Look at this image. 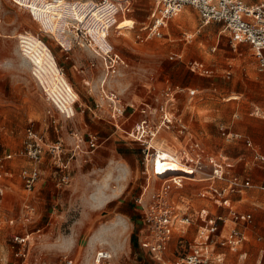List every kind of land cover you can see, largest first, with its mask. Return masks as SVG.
Returning <instances> with one entry per match:
<instances>
[{
	"label": "rangeland",
	"instance_id": "obj_1",
	"mask_svg": "<svg viewBox=\"0 0 264 264\" xmlns=\"http://www.w3.org/2000/svg\"><path fill=\"white\" fill-rule=\"evenodd\" d=\"M93 1L85 0V11L81 12L67 0L53 4L18 0L22 6L13 0H0V149L16 153L12 163L18 172L26 160L18 153L28 125L32 124L47 144L58 139L73 144L75 134L86 139L97 134L99 138L92 159L82 165L75 162L70 182L62 187L56 184L63 172L48 165L40 184L49 189L32 219L20 217L23 189L19 179L11 184L14 192L5 189L0 196V256L11 254L7 248L12 243L8 220L17 218L16 225L22 231L41 228V233L33 234L30 264H61L66 254L89 264L101 248L111 252L112 264H156L143 245V207L138 198L148 186L144 193L147 198L163 180L147 173L140 144L110 124V101L103 89L124 105L149 101L167 85L196 89L192 101L187 92L180 95L179 109L190 111L187 115H193L200 137L216 155H227L242 172L244 159L253 154L243 139L228 141L223 130L250 137L264 151L256 138L260 134L258 123L264 119L250 114L255 106L264 110V73L258 69L250 43L234 46L223 23L204 24L193 6H186L169 21L163 37L138 42L136 29L148 18L153 0H137L131 14H120L109 32L103 33L94 23L105 20L109 0L98 8L92 7ZM134 18L139 22L130 30ZM69 19L80 20L91 36L77 30V24ZM83 42L90 46L83 47ZM111 45L124 63L107 76L104 60L96 51ZM194 60L212 65L214 75L193 71ZM166 136L159 134V144L174 152L179 145L172 138L165 140ZM253 172L255 182H264V169L255 167ZM199 183L196 187L205 182ZM184 184L191 190L196 183L186 180ZM243 195L242 201L233 202L235 214L251 210L256 216L255 208L264 202V191L251 188ZM216 196L213 201L223 197ZM239 198L238 193L233 195V201ZM191 202L198 207L213 203L197 196ZM197 226H188L187 246ZM257 245H247L252 262Z\"/></svg>",
	"mask_w": 264,
	"mask_h": 264
},
{
	"label": "built area",
	"instance_id": "obj_2",
	"mask_svg": "<svg viewBox=\"0 0 264 264\" xmlns=\"http://www.w3.org/2000/svg\"><path fill=\"white\" fill-rule=\"evenodd\" d=\"M22 6L18 0H13ZM35 1V0H33ZM53 4L56 0H47ZM70 4L78 7L81 12L85 11V0H67ZM137 0H109V7L105 9V20L96 19L94 27L109 32L120 14L126 15L134 11ZM107 0L93 1V8L104 5ZM154 4L149 13V20L141 24L137 29L135 21L131 29H136L135 38L138 42H146L152 38H160L165 35L169 21L180 14L186 6H193L197 9L204 24L212 21L223 23L228 31L231 43L234 46L240 43H250L254 49L258 61V69L264 73V1L249 4L246 0H153ZM102 13V12H101ZM70 22L77 24V30H84L88 35V29L82 26L80 20ZM78 22L80 24H78ZM68 29L70 27L68 26ZM69 31V30H68ZM91 36V35H90ZM80 40L82 35L79 36ZM81 42V41H80ZM83 47L90 46L89 43H80ZM102 56L107 68V76L117 72L118 66L124 63L121 56L111 45L108 49L96 51ZM191 68L207 72L203 63L192 62ZM103 94L109 99V110L111 121L116 128L123 127V124L134 116L139 115L136 127L133 131L127 132L126 136L140 144L147 173H157V163L172 166H181L190 170L189 175L169 174L163 180L160 187L151 191L147 198L144 193L138 198V203L143 207V225L145 234L143 245L149 252L156 264H215L223 261L226 254L219 251L218 247H229L237 251L243 244L244 235L236 228L222 234L226 220L221 215H214L207 218L208 227L202 231L199 240L186 245L185 235L178 239L179 254L175 259H170L168 253L170 244L173 241L176 230L181 225V230L189 226L193 217L186 212L182 213L180 202L175 198L173 190L180 188L182 180L186 178L203 177L213 181H227L230 192L252 186L249 179H241L237 175L227 177L229 168L228 158L216 155L208 150L190 132V126L179 109L178 99L184 92L190 97L197 94L196 89H186L180 86L167 85L157 97V105L152 106L150 102H143L139 105L134 103L124 105L106 89ZM165 133V140L172 138L174 144L179 145L173 152L167 150L162 143L159 144L158 136ZM226 134V131H224ZM229 134V133H228ZM226 134V135H228ZM239 137V136H235ZM74 143L66 145L63 140L58 139L45 143L44 136L33 127L26 130V138L22 150L18 153L30 164L21 171V178L25 189L33 190L39 181V163L46 152H48L54 164L63 174L57 182V187H62L70 182L71 162L80 154H88L98 147L97 136L90 135L84 138L75 134ZM247 146L251 147L252 142L246 140ZM167 156H165V154ZM14 153H4L0 150V180L6 175L7 161L14 159ZM255 160L264 163V155L256 153ZM173 183L174 185H171ZM264 189V186H262ZM223 191H219L222 194ZM35 207L29 203L23 206L21 219L24 221L32 219ZM235 221H242L250 224L253 220L251 213L236 214ZM41 233V228L34 232L15 233L12 236V245L16 258L22 260V264L29 263L31 241L33 234ZM89 264H112V254L109 250L99 249L96 251ZM61 264H85L75 260L68 254L64 255ZM240 264H249L245 261Z\"/></svg>",
	"mask_w": 264,
	"mask_h": 264
},
{
	"label": "crops",
	"instance_id": "obj_3",
	"mask_svg": "<svg viewBox=\"0 0 264 264\" xmlns=\"http://www.w3.org/2000/svg\"><path fill=\"white\" fill-rule=\"evenodd\" d=\"M261 1H264V0H258V1L246 0V2L249 4H253V3H257V2H261ZM129 14H131V13H129ZM126 15H124V16H126ZM133 20L135 21V26H136L139 21L137 18H134ZM148 20H149V15H148V18L145 21L140 22V24L146 23V22H148ZM167 29L168 28H166L165 30H167ZM130 30H131V28H130ZM66 58H69V57H66ZM194 62L203 63L205 68L208 69L207 72L200 71L199 69L198 70L192 69L193 71L198 72L199 75L209 76V77L214 75L215 71L212 68V65L210 66V64H207L206 62H204L202 60H194ZM0 68H1V66H0ZM194 97L189 96V98H190L189 100L192 101ZM180 99H181V96L178 99L179 105H181ZM148 102H150L152 106H156L157 105V97L154 96L153 98H150V100ZM74 108H75V106H74ZM189 113H190V111H185L184 108L182 109V115L185 117L186 121L188 122V124L190 126L191 134L197 140H199L208 150H210L211 152L214 153V151L203 141L202 137H200L198 131L195 128V120H193V115H190V116L187 115ZM250 114L255 115V116H260L264 119V110H262L259 106H255ZM139 117H140L139 115L134 116L132 119L125 122L123 124V127L116 128V129H121L122 131H124L125 137H127L126 133L131 132L135 129L136 121L139 119ZM110 119L111 118H109V120ZM110 124L113 125L112 121L110 122ZM258 125H260L259 126L260 134L256 138H257L258 143H260L264 147V120H261L258 123ZM30 126L33 127L35 130H37L32 124L28 125L27 128ZM27 128H26V130H27ZM224 131H226V134H228V133L229 134L228 135L224 134ZM222 134L227 137L228 141H230L231 139H243L245 141V144H246V140H250L252 142V146L251 147L248 146V147L252 149L253 154L251 157H246L244 159V168H243L242 172H238L236 170L235 162H231L230 158L227 155H220V156H223L225 158H228L229 168H227V170H226L228 178H230L232 175H237L242 180L243 179L251 180L252 186L244 187L243 189L230 192L228 190V187H227V181H225V180L212 182L211 180H208V179L203 178V177H194V178L183 179L182 185L180 186V188L173 190V194H174L175 198L179 200L180 206L182 207V210H184V211H182V213L186 212V208H188L187 213L193 217L192 223L198 224L197 229H196V233L192 239V242H194L196 239L197 240L200 239L199 238L200 234H202V231L208 227L207 218L214 216V215H221L226 220L225 226H223V230H222L223 235L226 234L228 232V230H230L234 227H236L244 235L245 239L243 241V244L240 246V248L237 251L231 250L229 247H218V250L223 251L226 254V256H225L223 261L216 262L215 264H240V262H242V261H245L249 264H264V202H262V204H259L257 206V208H255L258 210V212L256 213V216H255V213L251 210L238 212L239 214L251 213L253 216V220L250 224H245L242 221H235L233 219L234 218L233 215L235 213H237L233 209V207H234L233 204L236 202L242 201L243 197H244L243 194H245V192H247V190H250L251 188H259V189L264 191V189L262 188V186H264V182H261V183L255 182V176H254L255 171L253 172V169L255 167L260 168V169H264V163H261V162H258L257 160H255L256 153L264 155V151L259 150V148H257L256 145H254L252 139L250 137L244 136L242 133L233 132L230 130H223ZM95 135L97 136V139H98L97 142H98V146H99L98 135L97 134H95ZM235 136H239V137H235ZM25 138H26V131H25ZM25 138H24V141H25ZM127 138H129V137H127ZM24 141H23V146H24ZM96 149L94 151H92L91 153H88V154L83 153V154H80L79 156H77L75 159L72 160L71 166L74 165L75 162L79 163L80 165L89 162L92 159V154L96 151ZM1 151L4 153H12V152H9L7 150H1ZM14 154H16V153H14ZM12 162H13V159L7 161V163H6V171H7L6 175L4 178H2V180H0L1 182L4 180L3 183H0V196L2 197L4 195L5 189L6 190L10 189L11 192H14V190L11 189V184L18 183V180H17V178H18L20 183L22 184V189H23V192L21 193V197H20L21 198L20 214H21L22 210H23V206L26 203L31 204L36 209V207L39 206L38 204L41 201L44 202V200L46 199V194H47L46 191H47V189H49V187L47 185L45 187H42V185L40 184V181L43 180V175L45 174V170H47L48 165H50L52 167H54V166L56 167V165L54 164V161H53L51 155L48 152H46L44 154V156L42 157L41 162L39 163V170H40L39 181L37 182L35 188L30 191V190L25 189L22 178H21L22 169L25 166H28L30 163L27 160H25V164H23L17 172L15 167H14V164ZM46 164H47V167H46ZM256 177H257V175H256ZM186 180L189 182H195L196 183L195 185H193L191 190L185 189L184 183ZM199 182H205V183L201 184V186L196 187L197 185L200 184ZM219 191H223V193L219 194ZM235 193H238L241 196V198L235 199V201H233V195ZM217 194L219 196L222 195L223 197L221 199L219 198V199H216L215 201H213L214 198L217 197L216 196ZM193 196L206 197L210 201H212L213 203L212 204L209 203L208 205L204 204L202 207H198L193 202H191V198ZM223 199L225 201H221ZM219 207H221L222 210ZM211 209H213V211H209ZM225 209L227 210V212H225ZM206 216H207V218L205 219ZM199 219L204 220L205 223H198L200 221ZM8 221H9V224L11 226L10 239L15 233L29 232V231H22L21 228L17 227V225H16L17 218H11ZM24 223L25 222H23L22 226H25ZM0 224H1V222H0ZM177 230H179V231H177L176 233L180 232V234L177 236L175 233L173 241L170 244V251L168 253V257L172 260L175 259L177 257V255L179 254V252H178L179 236L180 235L186 236V231L188 230V226L185 227V229L181 230V225H180V227H178ZM30 232H34V231H30ZM249 242H252V243L255 242L256 244H258L255 262H252L250 259L251 251L247 248V245ZM7 248L11 254H10V256H8V254L1 255L0 256V264H22V260L20 258H16L14 255V249H13L12 243L7 244ZM75 260L81 261L80 259H75ZM81 262H83V261H81Z\"/></svg>",
	"mask_w": 264,
	"mask_h": 264
},
{
	"label": "bare ground",
	"instance_id": "obj_4",
	"mask_svg": "<svg viewBox=\"0 0 264 264\" xmlns=\"http://www.w3.org/2000/svg\"><path fill=\"white\" fill-rule=\"evenodd\" d=\"M43 3H45V1L47 0H41ZM94 71V69H93ZM62 79L64 81L67 80V75L65 73V71L63 70L62 73ZM69 88L72 89L73 88V85L70 84L69 85ZM168 153L165 154V156H167ZM156 172H154V175L156 176V178H165L167 177L169 174H184V175H189L190 174V170L188 168H185V167H181V166H172V165H167V164H164L162 163L161 161H159L157 163V168H156ZM100 197V196H99ZM106 198V197H105ZM103 203V202H101ZM117 224V223H116ZM98 240V239H97ZM100 240V239H99ZM103 241V240H102Z\"/></svg>",
	"mask_w": 264,
	"mask_h": 264
}]
</instances>
